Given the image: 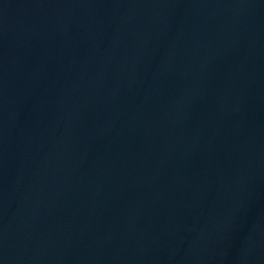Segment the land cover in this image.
Instances as JSON below:
<instances>
[{"label":"water","instance_id":"1","mask_svg":"<svg viewBox=\"0 0 264 264\" xmlns=\"http://www.w3.org/2000/svg\"><path fill=\"white\" fill-rule=\"evenodd\" d=\"M0 264H264V0H0Z\"/></svg>","mask_w":264,"mask_h":264}]
</instances>
